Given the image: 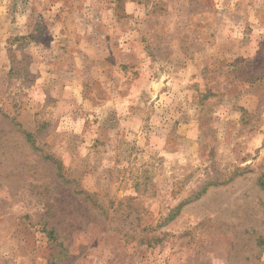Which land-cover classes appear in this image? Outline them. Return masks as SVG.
<instances>
[{
	"label": "rangeland",
	"instance_id": "1",
	"mask_svg": "<svg viewBox=\"0 0 264 264\" xmlns=\"http://www.w3.org/2000/svg\"><path fill=\"white\" fill-rule=\"evenodd\" d=\"M0 264H264V0H0Z\"/></svg>",
	"mask_w": 264,
	"mask_h": 264
}]
</instances>
